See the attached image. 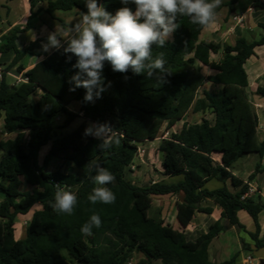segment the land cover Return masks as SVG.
<instances>
[{
	"label": "trees",
	"instance_id": "obj_1",
	"mask_svg": "<svg viewBox=\"0 0 264 264\" xmlns=\"http://www.w3.org/2000/svg\"><path fill=\"white\" fill-rule=\"evenodd\" d=\"M238 0H222L221 7L233 11ZM29 20L39 12L50 17L58 11L78 10L87 12L85 0H28ZM107 11L115 14L125 5L120 0H98ZM128 7L135 11L134 4ZM253 6L262 7L258 0ZM216 9V12L218 9ZM60 24L65 25L59 19ZM180 27L173 33L164 48L153 45V55L164 53L167 83L157 86L155 77L135 75L129 70L122 74L113 72L105 64V85L111 82L101 98L94 102L84 100L85 89L71 92L69 81L77 69L76 59H68L63 49L54 50L32 68L24 70L20 60L30 54L34 44L23 51L17 49L15 40L22 32L14 28L0 43V54L13 52L10 63L5 65L0 79V121L3 130L14 135L0 141V264H126L134 253L141 254L139 264H231L213 263L208 258V245L225 229L219 221L212 224L195 241L187 240L183 230L173 229L163 220L152 217L149 211L152 196L183 193L177 203L176 220L186 228L195 212L210 214L211 208L201 207L205 199H212L221 211V217L231 225L245 229L236 215V208L244 210L255 222V232L249 233L254 249L264 248V236L258 238V214L264 203L252 198L241 199L248 188L230 172L240 158L264 155V142L258 138V118L249 102L245 61L254 49L264 46V34L248 42L240 37L235 44L223 45L219 63L209 60L211 53L220 46L199 40L203 27L192 24L187 17H179ZM258 27L264 30V23ZM197 64H202L213 74L205 77ZM22 81L9 83L7 72L14 68ZM127 77V79H125ZM208 81L221 85L217 92L202 90ZM256 93L264 96V89ZM78 103V110L70 108ZM188 112L201 113L200 122L184 124L179 132L162 139L161 173L168 177H181L177 183H150L136 186L126 179V172L133 163L140 145L154 141L162 128L170 129ZM214 115L211 124L205 113ZM62 117L61 125L57 119ZM82 123L67 134L60 131L76 119ZM110 123L119 144L106 151H99V140L85 136L87 123ZM49 150L42 161V147ZM67 166L47 171L50 160ZM99 163L115 176L108 187L116 196L113 204H92L87 197L95 187L87 164ZM257 171L255 169L254 173ZM253 173V174H254ZM253 174L248 180L253 179ZM216 179L231 180L232 186L241 187L231 193L225 186L209 191L205 184ZM60 187L77 195L78 203L73 215H58L49 205ZM35 205L25 228L24 237L16 239L14 225L19 215L28 214ZM98 214L102 226L94 228L92 235L81 233V226L92 214ZM242 249H252L242 243Z\"/></svg>",
	"mask_w": 264,
	"mask_h": 264
},
{
	"label": "clouds",
	"instance_id": "obj_2",
	"mask_svg": "<svg viewBox=\"0 0 264 264\" xmlns=\"http://www.w3.org/2000/svg\"><path fill=\"white\" fill-rule=\"evenodd\" d=\"M125 5L110 13L98 3V0H85L87 12H81L80 18L67 33L56 28L47 36L42 44L44 52L52 49H63V53L71 60L75 57L73 68L77 69L69 81V91L77 88L85 89L84 100L94 102L99 99L111 82L105 85L103 75L105 64H109L113 72L146 75L155 77L157 86L167 83L163 52L153 55V45L164 48L173 33L180 27L179 17H187L192 24L209 27L217 20L216 9L222 0H120ZM135 5V11L128 7ZM36 39L35 36L32 37ZM127 79V77H125ZM110 123L90 124L84 130L85 136L100 141L99 151H106L119 144ZM95 187L87 199L92 204H113L115 194L108 187L114 183L115 176L99 163L90 161L87 165ZM78 203L77 195L57 184L54 200L50 207L58 215H73ZM102 220L98 214H92L80 231L85 236L92 235L93 229L100 228Z\"/></svg>",
	"mask_w": 264,
	"mask_h": 264
},
{
	"label": "crops",
	"instance_id": "obj_3",
	"mask_svg": "<svg viewBox=\"0 0 264 264\" xmlns=\"http://www.w3.org/2000/svg\"><path fill=\"white\" fill-rule=\"evenodd\" d=\"M8 4L14 3L16 0H5ZM25 3V10L22 17L19 19H13L8 22V27L4 30L3 36L0 38V43L4 42L5 37L8 32L12 31L14 28H19L22 32L17 34L15 40V45L18 50L23 51L29 44H34L30 54L25 55L21 60L20 64L23 66L24 70L32 68L35 64L43 60L47 55H49L55 49L50 52H44L42 50V44L47 42V36L50 32L56 30V28L64 33H67L71 26L80 18V12L76 9L70 11H58L54 13V17H50L44 12H39L29 20V27H26L28 22V17L30 15V8L28 0H23ZM262 5H264V0H258ZM254 0H238L235 5H233V11H230L228 7H221L217 11V20L209 27H203L200 32L199 40L204 42H213L220 46L217 53H211L209 55V60L215 63H219L223 57V45H234L236 40L240 37L245 38L248 42L253 40H258L264 30L260 28V31L256 35L252 32L258 27L259 23H264V6L255 7L253 6ZM10 14V8L6 9V15ZM240 16L241 23H236L233 20V16ZM61 19L65 25H61L59 22ZM35 36L36 39L33 40L32 37ZM13 58V52H7L0 54V72L3 71L5 65L11 62ZM196 67L199 71L207 77L213 74V70L202 65L197 64ZM244 69L246 71L248 85L246 87V92L248 94L249 102L251 103L257 118H258V128L257 134L261 142H264V96L256 93L257 89H264V46H259L254 49V54L250 56L244 63ZM1 79V76H0ZM6 80L9 83H18L22 81L21 74L17 73L15 67L10 69L6 74ZM221 85H215L208 81L204 82V85L198 92V97L202 96V90H206L209 93L217 92L221 89ZM200 115L201 113L188 112L180 121H178L170 129H165L164 127L156 137L154 141L142 144L139 147H151L154 146L157 154L161 157L162 153L159 151V145L162 139L168 138L171 133H177L184 124H193L196 122H189L190 115ZM205 118L212 124L214 121V115L206 112ZM0 125L2 122L0 121ZM167 134L162 137L163 134ZM12 137V135H10ZM47 147V148H45ZM44 150V155L49 150V145L42 147L39 153ZM147 155H150V148L145 155L146 160ZM142 160V159H141ZM141 160H139L140 165ZM134 161H137L134 159ZM138 162V161H137ZM161 163V162H160ZM257 171L254 173L255 169ZM159 175L158 180H152L150 183L163 182L167 184L177 183L181 177H168L161 173V167L156 168ZM230 172L233 177L238 178L243 182V184L252 185L256 192L251 197L255 201L260 199L264 203V155L259 156L257 154H249L240 159H238L230 168ZM254 173V174H253ZM253 174V179L248 180L249 176ZM126 177V176H125ZM226 187L231 193L239 192L241 187H233L231 180H226L224 183L216 179H211L205 184V188L209 191L217 190L222 187ZM154 199H164V206L169 208L168 213L170 216L169 222L164 224L171 226L176 230H183L184 235L187 240L195 241L201 234L205 233L209 227L215 222L219 221L221 225L225 227L208 245V258L213 263H223L230 261L234 256L235 259L231 264H253L252 260L264 259V248L254 249L253 241L251 240L249 233L255 232V222L253 219L242 209L236 208V215L239 222L244 226L245 229H239L235 225H231L227 219L221 217L222 209L213 203L212 199H205L200 204L201 207L211 208V213L195 212L193 219L188 224L186 228H181L178 221L176 220L177 203H181L183 200V193L180 192L176 195H164V196H152V205ZM151 205V208H152ZM36 209H39V205H35ZM150 208V209H151ZM170 208L173 212H170ZM150 212V211H149ZM172 214V215H171ZM150 215V213H149ZM163 220V214H158L157 216H152ZM258 224L260 226V232L258 238L264 236V209H262L258 214ZM22 239V238H18ZM247 244L252 251L247 252L242 249V243ZM141 255V254H140ZM142 256V255H141ZM247 257H251V261H247ZM143 258V256H142ZM157 262H155L156 264Z\"/></svg>",
	"mask_w": 264,
	"mask_h": 264
},
{
	"label": "rangeland",
	"instance_id": "obj_4",
	"mask_svg": "<svg viewBox=\"0 0 264 264\" xmlns=\"http://www.w3.org/2000/svg\"><path fill=\"white\" fill-rule=\"evenodd\" d=\"M8 1L5 0H0V38L4 34V30L8 27V22H11L13 19H19V17H22L24 10H25V3L23 0H16L14 3L8 4ZM10 8V14L7 16L6 15V9ZM8 21V22H7ZM260 31V28H256L254 32H252L253 35H256L257 32ZM70 108L74 111L78 110V103L73 102L70 105ZM189 122H196L199 121L200 115H190L189 116ZM82 119L78 118L76 119L70 126L67 128L62 129L60 132L62 134H67L77 128L81 123ZM63 122V118L60 117L57 119V124L61 125ZM92 124L91 122H88L86 125L87 127ZM14 135H12L13 137ZM11 137L9 134H7L4 130L2 125H0V141L5 140L7 138ZM47 148V147H45ZM144 150V158L147 152L149 151L150 148V155H147V159L145 160L143 157H141V164L139 163V159H135L137 161H134V169H130L129 171L126 172V179L131 182L132 184L136 186H143L147 185L149 182L152 180H158L159 175L157 173L158 167H160V162H161V157L157 154V151L154 146L151 147H141ZM44 150L41 151L39 160L40 162L42 161L44 157ZM58 168H61L63 171H66L67 166H61L59 161H56L54 159L50 160L47 166V171H54ZM164 199H154L152 208L150 209V216H157L158 214H163V221L168 223L170 216L168 213L169 208L166 209L164 206ZM2 201V195L0 194V203ZM36 210V207H33V209L26 215H19L16 219L15 225H14V235L15 238H23L24 233H25V228L26 225L33 213V211ZM170 212H173V209L170 208ZM172 215V214H171ZM142 256L138 253H134L132 257L130 258L131 264H139V262L142 260ZM156 264H159L157 262Z\"/></svg>",
	"mask_w": 264,
	"mask_h": 264
},
{
	"label": "built area",
	"instance_id": "obj_5",
	"mask_svg": "<svg viewBox=\"0 0 264 264\" xmlns=\"http://www.w3.org/2000/svg\"><path fill=\"white\" fill-rule=\"evenodd\" d=\"M241 17L238 16V15H234L233 16V20L236 22V23H241ZM0 75H1V72H0ZM19 82V81H18ZM167 134H163L162 137H165ZM143 154H144V150L143 148L141 147H138L137 149V152H136V155H135V158L134 159H141V157H143ZM135 166H134V161L133 163L129 166V169H134ZM256 192V190L254 189V187L252 185H248V188L246 190V192L244 194L241 195V199H244V198H251L253 196V194ZM247 261H251V257H247ZM126 264H131V261L128 260Z\"/></svg>",
	"mask_w": 264,
	"mask_h": 264
},
{
	"label": "water",
	"instance_id": "obj_6",
	"mask_svg": "<svg viewBox=\"0 0 264 264\" xmlns=\"http://www.w3.org/2000/svg\"><path fill=\"white\" fill-rule=\"evenodd\" d=\"M252 263H253V264H257V260L253 259V260H252ZM258 263H259V264H264V259H260V260H258Z\"/></svg>",
	"mask_w": 264,
	"mask_h": 264
}]
</instances>
